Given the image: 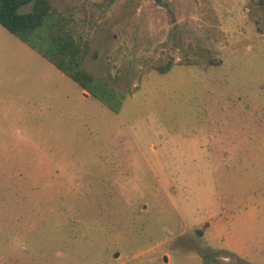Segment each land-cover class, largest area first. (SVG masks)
Listing matches in <instances>:
<instances>
[{"label": "rangeland", "instance_id": "374dc122", "mask_svg": "<svg viewBox=\"0 0 264 264\" xmlns=\"http://www.w3.org/2000/svg\"><path fill=\"white\" fill-rule=\"evenodd\" d=\"M104 2L102 100L0 26V264H264V0Z\"/></svg>", "mask_w": 264, "mask_h": 264}, {"label": "trees", "instance_id": "16d2710c", "mask_svg": "<svg viewBox=\"0 0 264 264\" xmlns=\"http://www.w3.org/2000/svg\"><path fill=\"white\" fill-rule=\"evenodd\" d=\"M115 1L105 0L104 5ZM26 5H30L29 10L21 11ZM85 22V18L79 20L74 13L66 15L59 11L53 6V0H0L1 27L49 61L83 91L102 100V87L110 85L81 67L90 49V29L82 31ZM172 65L173 62L168 61L156 66L155 70L165 74Z\"/></svg>", "mask_w": 264, "mask_h": 264}, {"label": "crops", "instance_id": "0c3cea01", "mask_svg": "<svg viewBox=\"0 0 264 264\" xmlns=\"http://www.w3.org/2000/svg\"><path fill=\"white\" fill-rule=\"evenodd\" d=\"M21 42H22V41H21ZM28 47H29V46H28ZM29 48H30V47H29ZM32 50H33V49H32ZM33 51H34V50H33ZM34 52H35V51H34ZM37 54H38V53H37ZM38 55H39V54H38ZM41 57H42V56H41ZM42 58H43V57H42ZM45 60H46V59H45ZM48 62H49V61H48ZM49 63H50V62H49ZM50 64H51V63H50ZM57 70H58V69H57ZM61 73H62V72H61ZM62 74H63V73H62ZM77 86H78V85H77ZM78 87H79V86H78ZM79 88H80V87H79ZM80 89H81V88H80ZM81 90H82V89H81ZM82 92L86 93L87 96H89V94H88L87 92H85V91H83V90H82ZM84 96H85V95H84ZM87 96H86V97H87Z\"/></svg>", "mask_w": 264, "mask_h": 264}, {"label": "water", "instance_id": "95a60500", "mask_svg": "<svg viewBox=\"0 0 264 264\" xmlns=\"http://www.w3.org/2000/svg\"><path fill=\"white\" fill-rule=\"evenodd\" d=\"M84 95H85V96H87V94H86V93H84ZM164 260L166 261V258H165Z\"/></svg>", "mask_w": 264, "mask_h": 264}]
</instances>
